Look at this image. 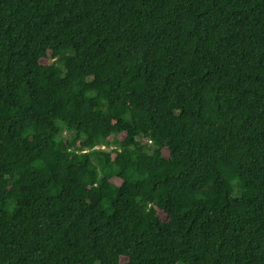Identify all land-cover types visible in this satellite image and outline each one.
Wrapping results in <instances>:
<instances>
[{"label":"trees","instance_id":"16d2710c","mask_svg":"<svg viewBox=\"0 0 264 264\" xmlns=\"http://www.w3.org/2000/svg\"><path fill=\"white\" fill-rule=\"evenodd\" d=\"M0 264H264V0H0Z\"/></svg>","mask_w":264,"mask_h":264},{"label":"rangeland","instance_id":"374dc122","mask_svg":"<svg viewBox=\"0 0 264 264\" xmlns=\"http://www.w3.org/2000/svg\"><path fill=\"white\" fill-rule=\"evenodd\" d=\"M48 56H49V54H48ZM67 135H69V133H68V132H66V131H63V132H62V134H61V137H62V138H65V137H67ZM97 147H100V148H102V146H101V145H97V146H96V148H97ZM104 148H106V146H104Z\"/></svg>","mask_w":264,"mask_h":264},{"label":"built area","instance_id":"2783aa9c","mask_svg":"<svg viewBox=\"0 0 264 264\" xmlns=\"http://www.w3.org/2000/svg\"><path fill=\"white\" fill-rule=\"evenodd\" d=\"M102 148H104V146H102Z\"/></svg>","mask_w":264,"mask_h":264}]
</instances>
